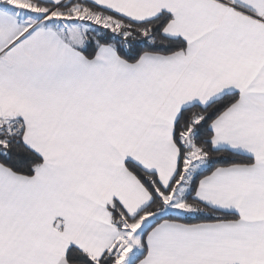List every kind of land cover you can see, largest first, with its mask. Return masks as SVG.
Here are the masks:
<instances>
[{
	"label": "snow or ice",
	"instance_id": "1",
	"mask_svg": "<svg viewBox=\"0 0 264 264\" xmlns=\"http://www.w3.org/2000/svg\"><path fill=\"white\" fill-rule=\"evenodd\" d=\"M0 264H264V0H0Z\"/></svg>",
	"mask_w": 264,
	"mask_h": 264
}]
</instances>
